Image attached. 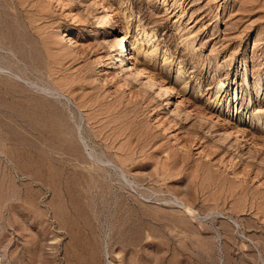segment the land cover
I'll return each instance as SVG.
<instances>
[{
  "label": "rangeland",
  "instance_id": "374dc122",
  "mask_svg": "<svg viewBox=\"0 0 264 264\" xmlns=\"http://www.w3.org/2000/svg\"><path fill=\"white\" fill-rule=\"evenodd\" d=\"M0 264H264V0H0Z\"/></svg>",
  "mask_w": 264,
  "mask_h": 264
},
{
  "label": "bare ground",
  "instance_id": "6f19581e",
  "mask_svg": "<svg viewBox=\"0 0 264 264\" xmlns=\"http://www.w3.org/2000/svg\"><path fill=\"white\" fill-rule=\"evenodd\" d=\"M107 18V17H106ZM111 21V20H110ZM104 24V23H103ZM106 24H107V22H106ZM102 26V25H101ZM104 28H105V26H104ZM106 29V28H105ZM104 29V30H105ZM108 29V28H107ZM102 30V29H101ZM102 32V31H101ZM104 32V31H103ZM109 33V32H108ZM104 38V37H103ZM116 40V39H115ZM108 41V40H107ZM112 41V40H111ZM121 42V41H120ZM135 44V43H134ZM110 46H113V44H110ZM121 46V45H120ZM132 47V46H131ZM130 47V48H131ZM138 46L136 45V46H133L132 48H137ZM114 49V48H113ZM118 50H120V48L118 49ZM117 50V51H118ZM132 51H136V50H133L132 49ZM126 52V51H125ZM119 55L121 56V59H120V66H123V70H125L126 71V74H127V76L130 74V69H128L129 68V65H127L126 63H124V60H127L128 59V57L126 56V54L124 53V51H123V49H121L120 51H119ZM134 53V52H133ZM135 56V55H134ZM133 56V57H134ZM130 59V58H129ZM139 67V66H138ZM144 68V67H143ZM141 69V68H140ZM142 71V70H141ZM145 71V68L143 69V72ZM150 78V77H149ZM149 80V79H148ZM147 80V82H150V81H148ZM222 83L223 82H220V84H219V86H220V88H222ZM170 91H171V88H170V86H168V85H161V86H158V92H159V94H161L162 96L165 94H169L170 93ZM178 107V106H177ZM175 112V111H174Z\"/></svg>",
  "mask_w": 264,
  "mask_h": 264
}]
</instances>
